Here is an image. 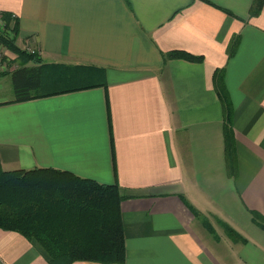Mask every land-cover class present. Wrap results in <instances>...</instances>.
Here are the masks:
<instances>
[{"label":"crops","instance_id":"crops-1","mask_svg":"<svg viewBox=\"0 0 264 264\" xmlns=\"http://www.w3.org/2000/svg\"><path fill=\"white\" fill-rule=\"evenodd\" d=\"M252 1L0 0V12L16 16L18 49H36L44 69L97 75L92 83L80 76L93 87L14 102L10 72L21 64L7 48L2 168L117 181L124 264H264V229L251 213L264 216V2L249 16ZM174 50L203 61H165ZM216 69L232 107L235 176ZM218 220L243 239L229 238ZM0 264L49 263L21 234L0 229Z\"/></svg>","mask_w":264,"mask_h":264},{"label":"trees","instance_id":"trees-1","mask_svg":"<svg viewBox=\"0 0 264 264\" xmlns=\"http://www.w3.org/2000/svg\"><path fill=\"white\" fill-rule=\"evenodd\" d=\"M263 2L264 0H253L249 16L258 15ZM2 18L8 24L10 14L2 13ZM16 23L15 33L10 39L6 31L0 30V41L16 53L21 64L10 72L14 102L96 85L79 83L80 76L82 79L92 76L89 72H83L75 77L77 86L44 91L43 65L35 59V55L15 46ZM237 45L238 37H232L227 49L229 57L234 55ZM163 58L165 61L167 59L203 61L202 56L181 50L167 52L163 54ZM27 61H35L38 64L27 67L25 66ZM92 82L94 81L88 83ZM213 86L224 110L227 167L231 175L235 176L232 107L224 85V69L214 71ZM109 114L110 112L108 116ZM112 151L114 154L113 144ZM123 198L117 181L111 185L101 184L53 168L4 170L0 164V229L21 234L40 251L49 264H71L75 261L124 264L126 250L120 211ZM191 209L197 213L192 207ZM251 213L253 222L264 229V216L257 211ZM218 223L229 238L243 239L224 222L218 220ZM203 224L215 235L207 219H203Z\"/></svg>","mask_w":264,"mask_h":264},{"label":"rangeland","instance_id":"rangeland-1","mask_svg":"<svg viewBox=\"0 0 264 264\" xmlns=\"http://www.w3.org/2000/svg\"><path fill=\"white\" fill-rule=\"evenodd\" d=\"M0 26L4 27V24L0 23ZM5 44V43H4ZM7 46V45H6ZM17 62V61H16ZM9 68L8 64L6 63V57H1L0 56V76H1V70ZM7 72V71H4ZM82 71H74V70H68V69H62V68H57V69H45L43 70L42 74V89L44 91H51V90H56V89H63V88H69L73 86H77L78 84L75 79L77 74H82ZM75 74V75H74ZM97 76L94 74L93 77H84L88 81H97ZM8 84H10L9 77L7 79H4L2 81V90L5 91L8 88ZM3 95H7V93H3Z\"/></svg>","mask_w":264,"mask_h":264},{"label":"built area","instance_id":"built-area-1","mask_svg":"<svg viewBox=\"0 0 264 264\" xmlns=\"http://www.w3.org/2000/svg\"><path fill=\"white\" fill-rule=\"evenodd\" d=\"M0 23L4 24V27H6V29L5 28L2 29V32L12 31V29L14 28L15 23H16V16L14 14H10V18H9V21L7 24V21L2 18V13L0 12ZM26 52L31 54V55H37L38 54V51L36 49L30 48V47L26 48ZM6 53H7V47L5 46V44L3 42L0 41V56L6 57Z\"/></svg>","mask_w":264,"mask_h":264}]
</instances>
